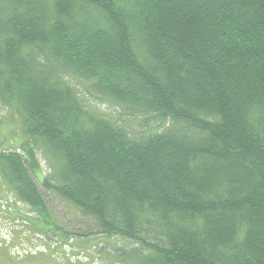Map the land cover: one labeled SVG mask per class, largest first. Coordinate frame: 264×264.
Masks as SVG:
<instances>
[{
    "label": "trees",
    "instance_id": "trees-1",
    "mask_svg": "<svg viewBox=\"0 0 264 264\" xmlns=\"http://www.w3.org/2000/svg\"><path fill=\"white\" fill-rule=\"evenodd\" d=\"M0 104L23 138L0 189L35 231L77 234L42 145L40 185L96 221L78 236L127 241L117 261L264 264V0H0Z\"/></svg>",
    "mask_w": 264,
    "mask_h": 264
},
{
    "label": "rangeland",
    "instance_id": "rangeland-1",
    "mask_svg": "<svg viewBox=\"0 0 264 264\" xmlns=\"http://www.w3.org/2000/svg\"><path fill=\"white\" fill-rule=\"evenodd\" d=\"M106 113L123 122L129 130L138 134L143 132L141 124L136 119L128 116L120 117L116 108L106 103L97 105ZM123 113V112H121ZM13 120L12 113L0 104V147L14 148L23 140L20 131ZM37 156L41 162V171L32 174L35 181L42 189L47 200L52 220L63 227L66 232L87 233L97 229L96 221L84 215L77 207L54 195L40 185V180L45 175H52V163L42 145H38ZM2 182L0 181V188ZM25 217L37 218L26 204L15 199L10 191L0 189V264H26L32 263L33 258L42 263L50 264H124L117 261L114 248L123 247L127 241L116 237H103L89 235L80 237L72 235V241L64 244L62 231L53 229L47 232L35 231L33 225ZM37 233V234H35ZM59 233V234H58ZM58 248L66 251V256L58 253ZM62 252V251H60ZM28 260V261H27ZM41 263V264H42Z\"/></svg>",
    "mask_w": 264,
    "mask_h": 264
},
{
    "label": "bare ground",
    "instance_id": "bare-ground-1",
    "mask_svg": "<svg viewBox=\"0 0 264 264\" xmlns=\"http://www.w3.org/2000/svg\"><path fill=\"white\" fill-rule=\"evenodd\" d=\"M85 85V84H84ZM59 169V168H58Z\"/></svg>",
    "mask_w": 264,
    "mask_h": 264
}]
</instances>
